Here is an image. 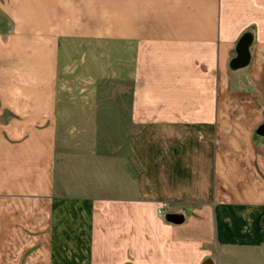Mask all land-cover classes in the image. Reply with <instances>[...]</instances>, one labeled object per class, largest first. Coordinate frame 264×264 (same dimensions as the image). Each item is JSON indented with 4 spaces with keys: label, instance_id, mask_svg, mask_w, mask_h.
<instances>
[{
    "label": "crops",
    "instance_id": "crops-1",
    "mask_svg": "<svg viewBox=\"0 0 264 264\" xmlns=\"http://www.w3.org/2000/svg\"><path fill=\"white\" fill-rule=\"evenodd\" d=\"M69 47L88 49L89 111L98 78L120 86L125 115L103 138L66 128ZM231 249L264 252V0H0V264Z\"/></svg>",
    "mask_w": 264,
    "mask_h": 264
},
{
    "label": "rangeland",
    "instance_id": "rangeland-1",
    "mask_svg": "<svg viewBox=\"0 0 264 264\" xmlns=\"http://www.w3.org/2000/svg\"><path fill=\"white\" fill-rule=\"evenodd\" d=\"M118 52V50H116ZM98 56H104V50H97ZM88 55V49L74 50L72 48L65 49L66 64L64 67V77L59 80V101L64 108V117L66 128H69L70 133L77 132L79 127L88 128V124L93 125L92 129L96 131L98 137L103 138L108 131L106 124H114V129L120 128L125 113L121 112V97L118 92L120 86H114L112 90L109 82H105V75L98 78L96 84L95 107L90 103L87 97V90L92 88V83L88 82L86 71H82V67L78 65V59L83 55ZM116 55V54H115ZM76 63V64H75ZM87 67V66H86ZM98 66L97 72L102 73L103 70ZM100 77V76H98ZM80 94L84 96H80ZM126 100V98H125ZM83 105H86L84 110ZM118 126V127H117ZM115 132V131H114ZM98 146H103L102 141L98 142ZM157 212V211H156ZM186 233V232H185ZM179 235H184L183 231H178ZM179 252V251H178ZM216 251L214 250V253ZM178 253V264H202L208 259L206 256L196 257L195 255L181 256ZM264 252L262 250H233L229 251V255L225 257L212 256L211 264H264ZM210 259V258H209Z\"/></svg>",
    "mask_w": 264,
    "mask_h": 264
},
{
    "label": "water",
    "instance_id": "water-1",
    "mask_svg": "<svg viewBox=\"0 0 264 264\" xmlns=\"http://www.w3.org/2000/svg\"><path fill=\"white\" fill-rule=\"evenodd\" d=\"M249 42H250V34L249 33H244L240 37L237 45H236V55L232 58L230 64L233 67L236 66H242L245 65L248 62L249 59ZM165 219L175 222V223H180L183 221V214L180 212H168L164 216ZM211 259H206L203 261L202 264H211Z\"/></svg>",
    "mask_w": 264,
    "mask_h": 264
},
{
    "label": "built area",
    "instance_id": "built-area-1",
    "mask_svg": "<svg viewBox=\"0 0 264 264\" xmlns=\"http://www.w3.org/2000/svg\"><path fill=\"white\" fill-rule=\"evenodd\" d=\"M167 206H168V203L166 201L161 202L156 209L157 214L164 215L166 213Z\"/></svg>",
    "mask_w": 264,
    "mask_h": 264
}]
</instances>
